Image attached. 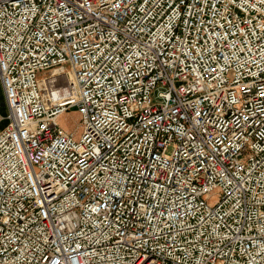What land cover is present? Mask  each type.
Instances as JSON below:
<instances>
[{
    "label": "built area",
    "instance_id": "obj_1",
    "mask_svg": "<svg viewBox=\"0 0 264 264\" xmlns=\"http://www.w3.org/2000/svg\"><path fill=\"white\" fill-rule=\"evenodd\" d=\"M0 84V264H264V0H0Z\"/></svg>",
    "mask_w": 264,
    "mask_h": 264
},
{
    "label": "rangeland",
    "instance_id": "obj_2",
    "mask_svg": "<svg viewBox=\"0 0 264 264\" xmlns=\"http://www.w3.org/2000/svg\"><path fill=\"white\" fill-rule=\"evenodd\" d=\"M5 101V96L3 89L0 84V115L5 116L7 114V107L6 105H2L1 103ZM78 115L75 110H69L66 113H64L60 120L59 123L61 126L65 127L68 130H71L75 132V134H79L80 127H79V122H78ZM7 123V120H2L0 123V128L4 127Z\"/></svg>",
    "mask_w": 264,
    "mask_h": 264
}]
</instances>
